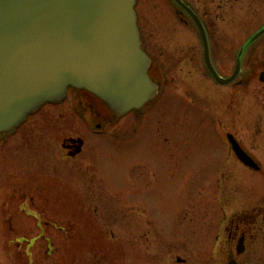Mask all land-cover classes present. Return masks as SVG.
Listing matches in <instances>:
<instances>
[{
	"label": "rangeland",
	"instance_id": "1",
	"mask_svg": "<svg viewBox=\"0 0 264 264\" xmlns=\"http://www.w3.org/2000/svg\"><path fill=\"white\" fill-rule=\"evenodd\" d=\"M185 1L198 8L212 63L228 77L241 46L264 26V0ZM135 11L159 96L90 128L70 103L83 94L70 90L68 103L45 106L0 137V264H264V227L237 254L235 244L226 250L222 218L224 204L232 216L258 186L264 195V37L239 77L218 86L194 26L180 22L171 0H137ZM179 94L187 101L176 103ZM222 131L262 164L261 172L244 170L232 156L227 188L211 172L227 155ZM67 138L84 142L75 159L61 148Z\"/></svg>",
	"mask_w": 264,
	"mask_h": 264
},
{
	"label": "water",
	"instance_id": "2",
	"mask_svg": "<svg viewBox=\"0 0 264 264\" xmlns=\"http://www.w3.org/2000/svg\"><path fill=\"white\" fill-rule=\"evenodd\" d=\"M136 1L0 0V135L43 105L61 100L68 88L96 96L117 118L152 101L159 87L148 76L150 60L141 49ZM173 1L199 32L209 74L222 85L232 83L264 28L241 47L232 76L223 80L211 63L200 20ZM259 80L264 83V73ZM228 141L241 163L258 170L232 136ZM72 143L81 149L82 141ZM242 252L239 247L238 254Z\"/></svg>",
	"mask_w": 264,
	"mask_h": 264
},
{
	"label": "flooded vegetation",
	"instance_id": "3",
	"mask_svg": "<svg viewBox=\"0 0 264 264\" xmlns=\"http://www.w3.org/2000/svg\"><path fill=\"white\" fill-rule=\"evenodd\" d=\"M180 1L182 3H184L187 7H189L192 11H194L197 14L198 8L191 6L185 0H180ZM254 1L260 2L262 0H254ZM176 8H177V12H178L177 14L179 15V18L181 19L180 22L183 23L184 20H186L192 24L190 18L187 16V14L179 6H176ZM207 36H208V34H207ZM186 56H187V53L181 47V50H180L179 56H178V61H177L179 63V65L182 64L183 58H185ZM151 67H152V60H151L150 69H151ZM182 71L183 70L181 68H179V73L181 75H182ZM263 72H264V70L260 74H262ZM190 73L191 72H189L188 74H190ZM149 76H150V79L154 83H158L154 80L153 76L150 75V70H149ZM220 77H222V76H220ZM261 84L264 85V83H261ZM216 85L220 86L219 84H216ZM71 91L83 94L82 96H77V97L71 99L70 103H76V106H75L76 111L81 110L84 113V115H83V117H81V119H82L83 123L85 125H87L88 127L91 128L92 122H94V121L95 122L104 121L106 123H109V122H114V120H118V119L114 118V116H112L111 112H109L107 110V108L104 106V104L102 102H100L97 98H95L94 96L90 95L87 92L80 91V90L71 89ZM178 98L179 99L176 100L177 101L176 103H181V101L183 102L186 100L185 99L186 97H183V95H180V94H179ZM68 102L63 99V100L58 101V102H53L56 104H51L49 106L57 105L60 103H68ZM83 103H84V105H83ZM99 106H102V107L100 108ZM98 108H100L102 111L99 110ZM87 112L90 113V119L93 118L92 120H87V117H88V116L86 117ZM32 116H34V115H32ZM32 116H30V117H32ZM29 118H27L26 121L29 120ZM26 121L24 122V124L26 123ZM24 124H22V126ZM220 124L222 125V123H220ZM96 128H101V125L96 124ZM15 133L16 132L8 134V137L10 138ZM227 135H229V134H226V133H224V131H222L223 140H224L225 144L227 145V155L224 156L223 159L221 160V161H223L222 163L216 164V165H214V167H211V170L214 171V172L211 171L212 174L213 173L217 174V176L219 177L218 188H225L226 184L230 183L229 166H230V160H231L232 156L236 159L237 166L243 168L244 170L254 171V170H251L248 167L244 166L242 163H240L237 160L236 156L231 151L230 145L227 141V137H226ZM234 138L236 139V137H234ZM77 139H79V138H67L63 141L61 148L65 151L67 159H75L76 157L81 155L83 148H84V144H83L81 150H78V145L72 143V141L77 140ZM0 140H1L0 148L3 149L7 145V139L4 138V139H0ZM236 141L241 146V148L254 160V162L257 163V165H258L257 167L259 168V170L254 171V172H257V173L261 172L262 171V164L255 157L251 156L246 151L245 147L242 146V144L240 143V141L238 139H236ZM222 176H223V179L221 181L220 178ZM192 180L193 179H192V175H191L189 178V182L190 181L192 182ZM262 190L263 189L261 188V186H258L257 192L259 193V195H256L253 197L250 195L249 198L247 199V201L242 202L243 206L240 207L239 211H233L232 216H231V212L229 209L230 208L229 205L225 206V204L223 203L224 204V207L222 209V210H224L223 215H222L223 225H224L223 228H224L225 232L227 231V243H226L227 248H226V250L227 249L232 250L234 244H235L234 249H235L236 253H237V249L239 246H241V248H243V250H245L246 244L248 243V241H252V239H255V236L257 237V234L252 235V233L258 232L260 228H262V230H263V227H264V206H263L264 195H263ZM226 194L229 198L230 193L227 192ZM224 195H225V193H224ZM146 213L147 212L144 210V214H146ZM262 230H260V231H262ZM257 241L258 240L255 241V244L257 243ZM231 260L236 261L235 259H231ZM231 260H229V261H231ZM237 263H239V262H237ZM182 264H184V263H182ZM239 264H241V263H239Z\"/></svg>",
	"mask_w": 264,
	"mask_h": 264
}]
</instances>
